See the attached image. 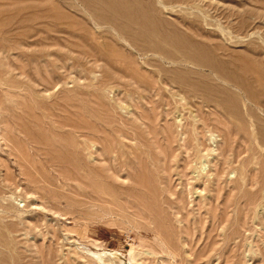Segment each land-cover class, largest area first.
Segmentation results:
<instances>
[{
    "label": "rangeland",
    "instance_id": "rangeland-1",
    "mask_svg": "<svg viewBox=\"0 0 264 264\" xmlns=\"http://www.w3.org/2000/svg\"><path fill=\"white\" fill-rule=\"evenodd\" d=\"M200 1L210 20L200 29L197 10L175 5L161 18L231 64L238 88L192 80L232 94V115L171 91L149 63L158 58L96 28L81 0H0V264H102L85 249L104 264H264V0ZM193 115L204 154L221 134L231 161L220 174L224 159L210 156L204 183L189 165Z\"/></svg>",
    "mask_w": 264,
    "mask_h": 264
},
{
    "label": "bare ground",
    "instance_id": "bare-ground-1",
    "mask_svg": "<svg viewBox=\"0 0 264 264\" xmlns=\"http://www.w3.org/2000/svg\"><path fill=\"white\" fill-rule=\"evenodd\" d=\"M81 1L91 11L90 13H91L92 19L95 20L93 23L95 24L96 28H99V27L101 28V26L106 25V26H108V28H111V30L119 36V38L122 40V42H125V44H128L132 48H134L136 50V52H138L141 57L143 56L146 59H149V56L158 58L159 63L155 62L154 60H151V62H149V63L157 64L156 67L161 72L160 73V82L166 86H169L171 91L177 89L178 92L186 91V92L190 93V95H193V97L195 96L196 98L202 99V97H203L204 99H202V100H206L207 102L213 103V104H215V106L222 108L227 115L234 114V109H233L232 103H231L232 102V96H233L232 94L228 93L229 96H227V97H222V98L218 97L217 98L214 96L215 91H217L216 86H214L211 83L206 84L203 87L204 92H200L198 89V84L196 83V80H192V75L203 77L206 79V81H209V79L211 77H213L218 81L226 82L228 84L231 83L232 85H234L235 87L238 88L240 85L238 76L234 73L233 69H232V71L228 69L231 66V64H228V62H226V61L219 60L217 57L207 55L201 49L202 44H199L198 42L193 40V38L190 36L189 33L181 30L177 25L173 24L174 26H169L168 22L161 18L163 11H168V8H170L169 10H171V8L173 6L178 5V7H180V8L185 7L184 12H187L188 10H190V11L197 10V12H199V14H201V16H195L191 25H193V26L195 25L197 28L201 27V25H209L208 21H210V20L206 19L207 16L205 15L206 14L205 10H203L202 8H199V7H202L204 5L200 0H150V1H143V0H81ZM204 6L206 7V4ZM89 25H91V24H89ZM92 26H94V25H92ZM224 29L221 28V30H220V28H219V30L221 31V37L225 35ZM225 39H227V38H225ZM200 43H202V42H200ZM166 64L169 66L172 65V66H174V68H172V67L166 68L165 67ZM205 71H209L210 74L206 75L204 73ZM115 83H117V82H115ZM245 85H246V82H245ZM26 86L27 85H25L24 88ZM27 87H26V89L30 90ZM53 89H55V87ZM29 92H31V91H29ZM167 92H168V90H167ZM34 93H32V95ZM173 95H175V94H173ZM33 96H35V94ZM179 96L181 97V99H180L181 103L184 102L187 106H191L192 103L190 104V102H188V100H186L181 94H179ZM35 98H36V96H35ZM244 98H245V96H244ZM176 105H177V103H176ZM207 107H208V104H207ZM121 109H123V108H121ZM204 111L202 110L203 113H204ZM192 112H193V110H192ZM205 115H206V111H205ZM192 117H193V121H194V123H193L194 132L192 134V136H193L192 141H190V139L188 140V145L189 144L190 145L187 147V150H189L190 147H192V149L194 150V155H193L194 161H192V157H189V158H191L189 165L192 164V167L194 169L193 170L194 177L192 178V180L195 182H201L202 181V183H204L205 182L204 179L206 178L207 173H208L207 172V168L209 167L208 165L211 164V159L209 160L210 156H213V155H216L217 153H219L218 154L219 157L224 159V164L221 165V167H220V164H218L219 162L217 161V158L213 159V160L218 162V163H215V167L218 166L220 168V170H221L220 174L225 173V166L224 165L225 164L228 165L231 161L230 160L228 161L227 158H225V152L223 150V144H222L223 139L220 140V137H221L220 133H219L220 135L210 134L208 141L211 144V146H210L211 149L210 150L206 149V151L208 153L206 152L207 154H204L205 150H202V148L204 147V143L201 142V140L199 138L201 135L204 136L203 131H201V133H198L199 132L198 131L199 130V127H198L199 124L198 123H200L199 122L200 120L198 119V117L196 115H193ZM181 120H180V123H181ZM204 123L205 124H203L204 125L203 128H210L211 127V124L209 122L206 121ZM175 126H176V124H175ZM73 127L78 128V125L75 124V125H73ZM203 128H202V130H203ZM105 129L108 131L111 130L110 128H109L110 129L109 130L106 127H105ZM213 129H216V128L213 127ZM209 132H211V131H209ZM216 132L218 133L219 130H217ZM77 133H79V132H77ZM106 133H108V132L106 131ZM106 133H105V136H106ZM181 134H183V133H181ZM113 135H115V134H113ZM99 137H101V136H99ZM103 139H105V138H103ZM69 148H70V146H69ZM71 149H72V147H71ZM73 150H74V148H73ZM113 150H114V148H113ZM76 154H77V152H76ZM232 154H233V152H232ZM180 155H181V152H180ZM76 156L63 154V155H60L59 160H60V162H63L65 164L74 165L77 161ZM178 157L176 156V158H178ZM186 160H187V158H186ZM167 161H168V159H167ZM176 162H177V160H176ZM234 162H235V159H234L233 163ZM243 162L240 164H243ZM167 164H168V162H167ZM189 165H187L188 168H189ZM238 169H239V167H238ZM190 172H192V171H190ZM231 172H232V170H231ZM229 173H230V171H229ZM239 173H240V171H239ZM188 175H189V173H188ZM148 176H150V175H148ZM239 178H241V177H239ZM245 181H247V180H245ZM99 182H102V181L100 180ZM104 182L106 183L108 181H104ZM139 182H140L139 185H142V187H144L146 189L148 188V181L145 178L140 177ZM157 182H159V181H157ZM216 182H217V180H216ZM110 183H112V182H110ZM195 185H197V184L195 183ZM252 185H254V183ZM0 187L2 188V186H0ZM95 189L97 192H101L102 197H104V198H108V199H110V198L114 199L115 198V195L114 196L110 195V191H112L111 190L112 188L110 189V188H108V186L107 187L95 186ZM188 189L190 191V188H188ZM115 190L117 191V189H115ZM134 190H136V188ZM164 193L165 192H162L161 195H163ZM96 194H98V193H96ZM139 196H141V195H139ZM164 197L165 196H163V198ZM146 198H147V195H146ZM149 199H151V198H149ZM262 199H264V198L262 197ZM262 199H260V200H262ZM115 201H117V200L115 199ZM141 201L144 203L147 210H149L150 205L148 203H146L143 198ZM160 201H162V200H160ZM259 208H261V207H259ZM256 216L257 215H255L254 218ZM164 219H165L164 221L166 224V217ZM169 231L171 232V230H169ZM161 243H162V241H161ZM161 245H163V244H161ZM85 252L88 253L97 262L104 264V260H103L104 258L103 257L106 256L104 253L99 254V253H95L93 251H90L88 249H85ZM108 256L113 257L114 255L109 254Z\"/></svg>",
    "mask_w": 264,
    "mask_h": 264
}]
</instances>
